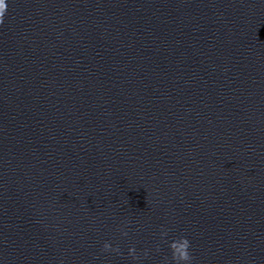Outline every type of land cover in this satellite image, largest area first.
<instances>
[{"label":"clouds","instance_id":"clouds-1","mask_svg":"<svg viewBox=\"0 0 264 264\" xmlns=\"http://www.w3.org/2000/svg\"><path fill=\"white\" fill-rule=\"evenodd\" d=\"M8 11V3L7 0H0V25H3L4 23V17ZM123 235H127V233H123ZM166 235V234H165ZM171 249V260L172 264H191L192 256L189 252L190 248V242L186 237H179L175 240H173L170 245ZM103 251H113V252H120V249L113 248L109 243H105L103 245ZM129 255L132 256L134 260L139 259L140 257L136 255V249L130 248L129 249ZM148 255L147 251H145L144 256L146 257Z\"/></svg>","mask_w":264,"mask_h":264}]
</instances>
